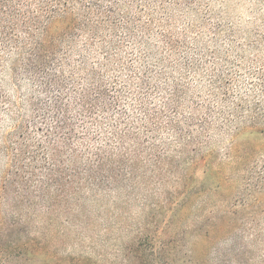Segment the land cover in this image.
Masks as SVG:
<instances>
[{"label":"rangeland","instance_id":"obj_1","mask_svg":"<svg viewBox=\"0 0 264 264\" xmlns=\"http://www.w3.org/2000/svg\"><path fill=\"white\" fill-rule=\"evenodd\" d=\"M203 4L207 13L170 16L166 30L181 42L176 56L155 28L149 46L136 35L112 61L119 82L133 76L137 86L148 76L162 91L146 100L148 113L134 108L133 96L123 102L128 123L141 127L130 176L87 190L70 214L37 231L40 252L14 264H264V0ZM25 39L0 48V150L14 126L30 120V99L47 101L24 72L38 63L23 62ZM71 60L52 65L75 66L78 55ZM175 85L176 116L166 107ZM153 108L159 115L146 138L142 122ZM8 164L0 155V182Z\"/></svg>","mask_w":264,"mask_h":264},{"label":"trees","instance_id":"obj_2","mask_svg":"<svg viewBox=\"0 0 264 264\" xmlns=\"http://www.w3.org/2000/svg\"><path fill=\"white\" fill-rule=\"evenodd\" d=\"M203 2L0 0V48L17 46L20 36H26L23 62L38 63L26 64L24 72L49 101L30 99L31 113L24 116L30 120H20L6 140L8 146L0 150L9 162L0 182V264L39 253L37 231L48 228L53 216L70 214L74 204L85 200L87 190L97 192L122 175L130 176L135 153L141 152V127L128 123L131 114L123 102L133 96L134 108L148 113L146 100L161 87L148 76L137 86L133 76L119 82L112 61L138 39L136 35L145 36L141 44L149 46L146 39L155 28L161 44L176 56L181 42L167 32L169 18L175 10L187 16L207 13ZM190 26L198 28L192 22ZM75 54V66L53 67L52 62H71ZM92 56L98 60L89 65ZM178 89L179 85L173 87V102L166 105L174 116ZM0 99L6 103V98ZM156 110L142 122L146 138V125L155 118L151 116L159 115ZM168 125L176 128V135H184L177 119L171 118ZM154 162L160 163L158 155Z\"/></svg>","mask_w":264,"mask_h":264}]
</instances>
